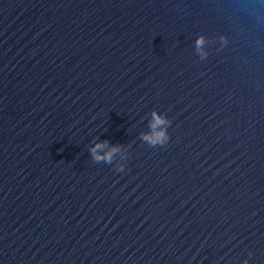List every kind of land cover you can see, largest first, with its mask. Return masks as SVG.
<instances>
[{
	"label": "water",
	"instance_id": "95a60500",
	"mask_svg": "<svg viewBox=\"0 0 264 264\" xmlns=\"http://www.w3.org/2000/svg\"><path fill=\"white\" fill-rule=\"evenodd\" d=\"M245 261L264 264V0H0V264Z\"/></svg>",
	"mask_w": 264,
	"mask_h": 264
},
{
	"label": "clouds",
	"instance_id": "9594fccd",
	"mask_svg": "<svg viewBox=\"0 0 264 264\" xmlns=\"http://www.w3.org/2000/svg\"><path fill=\"white\" fill-rule=\"evenodd\" d=\"M220 41L221 46L226 43L224 37H221ZM205 44L206 39L203 35H200L196 38L195 49L200 59H206L208 56V53L204 47ZM151 115L152 120L149 124V128L151 129V131L149 133L142 134L141 138L150 146H163L168 141V134L166 128L170 121L164 115L158 114L156 111H153ZM106 144V141L98 142L92 148H90L89 151L91 152L92 157L95 161H104L105 163L110 164L112 163L114 154L119 151V146H112L109 151H103ZM123 169V165H119L117 167V171H123ZM244 264H247V261H245Z\"/></svg>",
	"mask_w": 264,
	"mask_h": 264
}]
</instances>
